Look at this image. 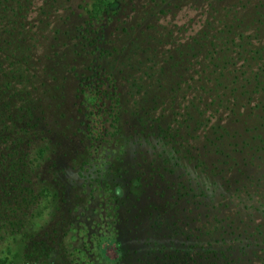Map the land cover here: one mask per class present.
Here are the masks:
<instances>
[{"label": "rangeland", "instance_id": "rangeland-1", "mask_svg": "<svg viewBox=\"0 0 264 264\" xmlns=\"http://www.w3.org/2000/svg\"><path fill=\"white\" fill-rule=\"evenodd\" d=\"M55 1L58 9L43 25L54 24L58 32H42L38 43L46 49L56 39V47L49 58L30 60L40 82L25 101L28 118L19 145L25 219L32 224L25 236L36 230L54 252L16 263L212 264V249L195 235L216 207L193 210L177 189L186 169L176 151L186 131L174 119L164 87L150 107L139 92L149 97L156 91L165 71L159 70L160 52L172 40L195 35L213 14L207 4L218 1L105 0V8H94L96 0ZM155 31L164 32L149 42L155 56L128 48L123 59L124 46ZM74 41L80 45L72 46ZM146 58L154 63H138ZM150 66L154 83L143 75Z\"/></svg>", "mask_w": 264, "mask_h": 264}, {"label": "trees", "instance_id": "trees-1", "mask_svg": "<svg viewBox=\"0 0 264 264\" xmlns=\"http://www.w3.org/2000/svg\"><path fill=\"white\" fill-rule=\"evenodd\" d=\"M113 1L118 4L119 0ZM217 1L207 4L213 14L195 35L183 42L172 40L170 48L160 52L159 70L165 71L156 91L149 97L146 90L139 94L147 107L159 101L160 88L171 95L167 99L174 119L186 131L184 142L179 143L181 150L176 151L182 154L186 169L181 187H177L180 197L193 210L216 207L215 212L204 215L210 219L201 220L204 230L197 229L195 235L202 247L212 249V264H264V0ZM55 3L0 0V264H17L54 252L48 243L44 248L36 230L25 236V228L32 224L25 219L26 174L19 145L28 118L25 101L39 89L40 82L31 71L30 60L49 58L56 47V39L46 49L38 43L42 32H58L54 24L51 28L43 25L54 17ZM167 3V7L171 5ZM93 5L104 7L106 3L96 0ZM34 8L36 14L29 19ZM162 33L141 32L123 47V59L128 48H133L132 53L155 56L148 45ZM144 43L148 48L138 50ZM61 55V59L68 56ZM145 61L154 63L152 58L137 62L144 65ZM151 70L148 67L143 75L154 83ZM50 241L55 246L60 243Z\"/></svg>", "mask_w": 264, "mask_h": 264}]
</instances>
